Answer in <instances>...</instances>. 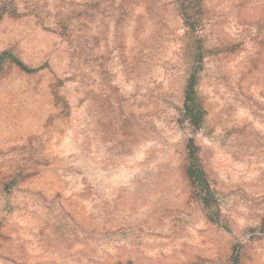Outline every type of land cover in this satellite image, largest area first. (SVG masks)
<instances>
[{"label": "rangeland", "instance_id": "374dc122", "mask_svg": "<svg viewBox=\"0 0 264 264\" xmlns=\"http://www.w3.org/2000/svg\"><path fill=\"white\" fill-rule=\"evenodd\" d=\"M181 3L3 13L0 50L34 70L0 74V264H264V0L186 3L194 28ZM190 136L214 205L185 173Z\"/></svg>", "mask_w": 264, "mask_h": 264}, {"label": "trees", "instance_id": "16d2710c", "mask_svg": "<svg viewBox=\"0 0 264 264\" xmlns=\"http://www.w3.org/2000/svg\"><path fill=\"white\" fill-rule=\"evenodd\" d=\"M186 3L192 6H199L200 0H182L181 7L182 13L185 16L187 25L191 28L195 27V19L191 18L186 8ZM16 11L13 0H7L0 6V19L5 12L14 14ZM204 50L202 46L198 44L196 46L195 60L191 67L190 73L187 76L184 94H183V118L187 121L191 130L196 131L202 128L204 123L205 110L202 104L199 102L196 96V83L198 80V74L202 70ZM5 62L16 65L20 70L25 72H31L34 69L27 66L16 54L10 50H0V74ZM186 164L185 173L194 188L203 198L207 205L215 204L214 192L210 187L207 174L201 165L198 155V146L195 144L194 139L190 136L186 141ZM239 257L238 249H235L232 254L233 263H236Z\"/></svg>", "mask_w": 264, "mask_h": 264}]
</instances>
